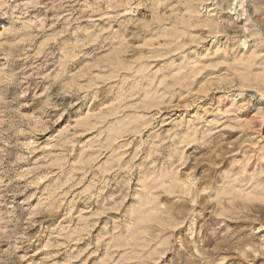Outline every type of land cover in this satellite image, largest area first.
I'll return each mask as SVG.
<instances>
[{
  "label": "rangeland",
  "instance_id": "rangeland-1",
  "mask_svg": "<svg viewBox=\"0 0 264 264\" xmlns=\"http://www.w3.org/2000/svg\"><path fill=\"white\" fill-rule=\"evenodd\" d=\"M0 264H264V0H0Z\"/></svg>",
  "mask_w": 264,
  "mask_h": 264
}]
</instances>
